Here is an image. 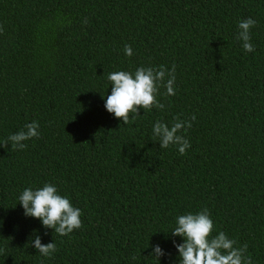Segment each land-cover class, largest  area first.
<instances>
[{"label":"trees","instance_id":"16d2710c","mask_svg":"<svg viewBox=\"0 0 264 264\" xmlns=\"http://www.w3.org/2000/svg\"><path fill=\"white\" fill-rule=\"evenodd\" d=\"M249 17L254 52L236 38ZM0 25V140L33 121L41 134L0 147V264H179L176 218L204 208L213 236L264 264V0H0ZM161 65L176 76L163 110L127 125L106 110L109 73ZM193 115L186 154L160 148L153 125ZM45 183L82 228L24 215L19 195Z\"/></svg>","mask_w":264,"mask_h":264},{"label":"clouds","instance_id":"9594fccd","mask_svg":"<svg viewBox=\"0 0 264 264\" xmlns=\"http://www.w3.org/2000/svg\"><path fill=\"white\" fill-rule=\"evenodd\" d=\"M256 23V20L249 17L238 24L239 31L236 38L242 42L246 52L255 51L251 43V29ZM3 31V26L0 25V34ZM124 53L131 57L132 47L126 44ZM107 79L111 82V94L107 96L104 106L125 125L140 116L141 108L144 112L151 111L153 108L160 110L165 108V105L157 99L161 87L166 89V96L176 94L175 65L172 66L171 71L163 65L158 68L139 67L134 73L115 71L109 73ZM195 119V115L190 120H181L176 117L171 126L163 121H157L152 129L153 139L159 142L160 148L165 149L175 145L178 152L185 155L191 144L181 133H186ZM39 128L38 121L28 123L17 133L0 140V147L8 148L10 144L13 150H24L27 147L25 141L40 138ZM18 199L25 216L40 219L46 229H54L60 236H68L73 230L83 227L82 211L73 207L66 196L60 195L53 184L45 183L43 187L35 190L31 187L26 188ZM214 231L215 225L207 208L195 214L178 216L176 226L170 233L172 236L184 238L183 243L173 241L179 253V264H252V258L247 254L246 244L237 247L236 241L229 238L226 233L220 231L213 236ZM31 243L39 254L46 258H51L57 250L55 242L42 244L39 235ZM150 255L159 260L165 252L159 245H155Z\"/></svg>","mask_w":264,"mask_h":264}]
</instances>
